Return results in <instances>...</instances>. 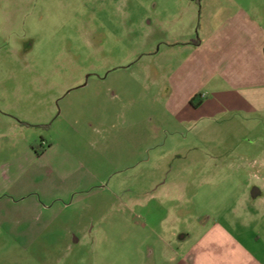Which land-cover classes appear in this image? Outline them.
Wrapping results in <instances>:
<instances>
[{"label":"rangeland","instance_id":"374dc122","mask_svg":"<svg viewBox=\"0 0 264 264\" xmlns=\"http://www.w3.org/2000/svg\"><path fill=\"white\" fill-rule=\"evenodd\" d=\"M191 6L0 0V264H170L201 216L251 199L244 184L259 182L223 160L245 144L226 123L202 120L196 140L158 132L160 104L118 89L128 67L158 63L154 35L189 22Z\"/></svg>","mask_w":264,"mask_h":264},{"label":"crops","instance_id":"0c3cea01","mask_svg":"<svg viewBox=\"0 0 264 264\" xmlns=\"http://www.w3.org/2000/svg\"><path fill=\"white\" fill-rule=\"evenodd\" d=\"M190 3L194 6L189 22L154 35V42H160L152 53L158 63L128 67L130 80L118 89L125 93L142 88L160 104L159 114L153 116L162 124L158 132L169 129L196 140L202 120L226 123L230 130L224 135L245 144L236 162L232 156L241 143L227 151L225 166L242 168L259 182L255 187L253 179L244 184L253 200L243 202L241 212L232 207L204 225L201 216L196 238L184 244V253L170 264H264V0H204L199 10L194 0ZM73 109L75 105L66 101L61 117H70ZM40 115L36 122L44 123L48 117ZM156 145L147 143L150 149ZM189 236L181 234L180 241Z\"/></svg>","mask_w":264,"mask_h":264},{"label":"trees","instance_id":"16d2710c","mask_svg":"<svg viewBox=\"0 0 264 264\" xmlns=\"http://www.w3.org/2000/svg\"><path fill=\"white\" fill-rule=\"evenodd\" d=\"M194 1H196V3L198 4V5H202V2L204 1V0H194Z\"/></svg>","mask_w":264,"mask_h":264}]
</instances>
